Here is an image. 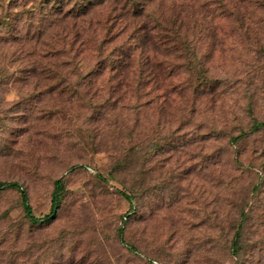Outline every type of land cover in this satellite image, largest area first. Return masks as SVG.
<instances>
[{"label": "rangeland", "instance_id": "374dc122", "mask_svg": "<svg viewBox=\"0 0 264 264\" xmlns=\"http://www.w3.org/2000/svg\"><path fill=\"white\" fill-rule=\"evenodd\" d=\"M262 124L264 0H0V264H264Z\"/></svg>", "mask_w": 264, "mask_h": 264}, {"label": "trees", "instance_id": "16d2710c", "mask_svg": "<svg viewBox=\"0 0 264 264\" xmlns=\"http://www.w3.org/2000/svg\"><path fill=\"white\" fill-rule=\"evenodd\" d=\"M137 5L138 4H136V6H135L136 9H137ZM142 30H144V29H142ZM173 34H175L177 39L180 40L179 35L177 34L176 31H174ZM262 125H264V124H262ZM148 149H149V153H154L157 150V146L156 145H155V147L151 146ZM11 189H18L20 191V202H21V206H22L25 218H27V220L34 227H39V225H41V223H47L53 217V214L55 213V211L57 210V208L60 205V202L62 200V197L64 195V191H65L63 179L62 178L57 179L54 182V188H53V191L51 194L50 213H49V215L44 216L42 219H37L32 213V209L30 207L31 205H29L28 196H27L25 190H23L17 183L0 182V192L5 191V190H11ZM237 238H238V235H237ZM236 244H237L236 242L233 243L234 248H236ZM235 251H237V249H235Z\"/></svg>", "mask_w": 264, "mask_h": 264}]
</instances>
